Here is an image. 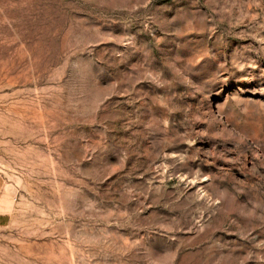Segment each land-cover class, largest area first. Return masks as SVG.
<instances>
[{"label": "rangeland", "instance_id": "1", "mask_svg": "<svg viewBox=\"0 0 264 264\" xmlns=\"http://www.w3.org/2000/svg\"><path fill=\"white\" fill-rule=\"evenodd\" d=\"M0 264H264V0H0Z\"/></svg>", "mask_w": 264, "mask_h": 264}]
</instances>
